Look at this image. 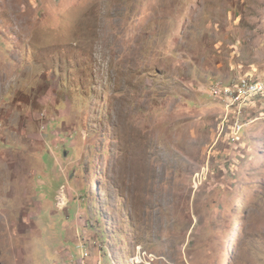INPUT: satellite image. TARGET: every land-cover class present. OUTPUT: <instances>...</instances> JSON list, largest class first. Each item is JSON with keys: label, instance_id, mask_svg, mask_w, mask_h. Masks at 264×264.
Segmentation results:
<instances>
[{"label": "rangeland", "instance_id": "rangeland-1", "mask_svg": "<svg viewBox=\"0 0 264 264\" xmlns=\"http://www.w3.org/2000/svg\"><path fill=\"white\" fill-rule=\"evenodd\" d=\"M252 68L264 0H0V264H264Z\"/></svg>", "mask_w": 264, "mask_h": 264}, {"label": "built area", "instance_id": "built-area-1", "mask_svg": "<svg viewBox=\"0 0 264 264\" xmlns=\"http://www.w3.org/2000/svg\"><path fill=\"white\" fill-rule=\"evenodd\" d=\"M209 91L211 95L221 97L224 101L225 116L222 126L230 130L227 135L230 145L229 154L236 155L244 145L243 131L254 122L249 112L258 100L264 99V75L252 68V71L245 73L231 84L221 82L212 84ZM232 163L235 162L232 161ZM131 262L133 263V258ZM82 264H86V261L83 260Z\"/></svg>", "mask_w": 264, "mask_h": 264}]
</instances>
